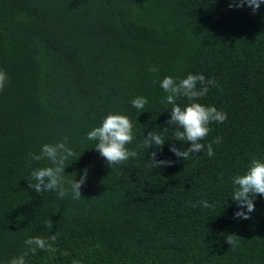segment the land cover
<instances>
[{
	"label": "trees",
	"instance_id": "16d2710c",
	"mask_svg": "<svg viewBox=\"0 0 264 264\" xmlns=\"http://www.w3.org/2000/svg\"><path fill=\"white\" fill-rule=\"evenodd\" d=\"M231 3L0 0V69L10 80L0 91V264L27 251L26 239L56 232V251L37 249L26 264H264V196L248 220L234 217L247 209L232 200L233 177L264 160V3L255 14ZM190 73L215 80L196 102L227 120L210 124L205 150L185 161L169 150L191 144L175 141L160 82ZM138 96L148 100L143 112L131 104ZM109 113L130 117L127 147L137 152L113 166L87 139ZM149 131L162 149L143 147ZM64 137L76 153L65 163L68 194L36 193L31 172L52 165L29 153ZM152 152L174 163L150 166ZM86 168L74 199L70 182ZM201 200L215 207H191Z\"/></svg>",
	"mask_w": 264,
	"mask_h": 264
},
{
	"label": "clouds",
	"instance_id": "9594fccd",
	"mask_svg": "<svg viewBox=\"0 0 264 264\" xmlns=\"http://www.w3.org/2000/svg\"><path fill=\"white\" fill-rule=\"evenodd\" d=\"M264 0H232L229 5L230 8L244 7L245 4L252 9L255 14L260 8ZM151 72H157L158 69L152 67ZM10 83L7 73L0 69V91H3L5 86ZM200 88H197V85ZM215 85L214 79H206L203 74H188L186 78L177 79L167 76L160 82V87L167 93L166 98L162 103L172 105L171 119L167 121L169 127H174L175 141L190 143L191 147L186 149L177 148L175 145L170 147V151L178 158L188 160L205 150V144L201 143L209 132L211 131L210 124L214 122L224 123L227 120V114L218 110L215 106H205L196 102L199 98L207 95L209 86ZM186 97L190 103L185 107H181L177 103V99ZM148 103L146 97L138 96L131 101V104L137 110L143 112L145 105ZM169 127L163 130L167 132ZM87 139L97 141L95 150L105 158L109 166L118 165L126 162L129 158H135L137 152L129 150L128 145L132 143L133 123L129 116L123 114L109 113L103 119L101 126L95 127L88 132ZM222 140L217 137L213 143L219 144ZM68 137H64L63 142L56 144H44L40 154L29 153L32 160L41 161L47 159L52 166L38 168L31 172V180L28 182L30 188L36 193H43L46 191H56L61 199L67 194L68 190L65 185V163L70 157L76 153L67 146ZM165 141L162 135L149 131L144 137L143 147L146 149L155 145L157 149H162ZM212 143L207 145V155L212 157L214 155ZM157 153H151V165L156 168L170 167L174 163L171 160H157ZM88 176V169H84L83 175L80 179L71 181V189L74 199H80L81 187L86 183ZM235 186L232 193V200L236 202L240 209H247V214L243 210L234 213L237 219L248 220L251 218L250 214L255 211L254 197L264 196V160L252 159L246 172L241 175H236L232 179ZM203 206L204 208L215 207L214 204H209L207 200L197 201L191 204V207L196 208ZM46 227L52 228V222H46ZM59 233L44 238L42 236L30 237L25 240V245L28 246L27 251L20 256L13 258L9 264H26V257L31 253L35 255L37 249L48 252H55L53 246L58 238ZM239 237L234 234L226 236V242L235 248ZM73 264H80V261H73Z\"/></svg>",
	"mask_w": 264,
	"mask_h": 264
}]
</instances>
